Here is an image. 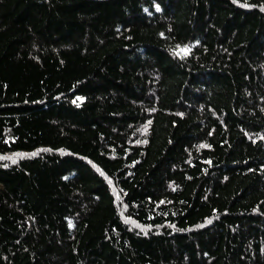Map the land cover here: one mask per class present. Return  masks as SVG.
Segmentation results:
<instances>
[{
	"label": "trees",
	"instance_id": "1",
	"mask_svg": "<svg viewBox=\"0 0 264 264\" xmlns=\"http://www.w3.org/2000/svg\"><path fill=\"white\" fill-rule=\"evenodd\" d=\"M0 264H264V0H0Z\"/></svg>",
	"mask_w": 264,
	"mask_h": 264
},
{
	"label": "rangeland",
	"instance_id": "2",
	"mask_svg": "<svg viewBox=\"0 0 264 264\" xmlns=\"http://www.w3.org/2000/svg\"><path fill=\"white\" fill-rule=\"evenodd\" d=\"M0 190H2V191H4V192L7 191L6 187H5V186H1V185H0Z\"/></svg>",
	"mask_w": 264,
	"mask_h": 264
}]
</instances>
